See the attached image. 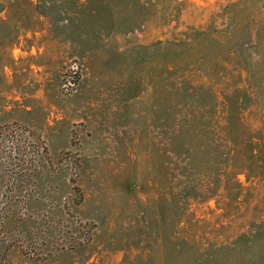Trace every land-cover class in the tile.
<instances>
[{
  "label": "rangeland",
  "instance_id": "rangeland-1",
  "mask_svg": "<svg viewBox=\"0 0 264 264\" xmlns=\"http://www.w3.org/2000/svg\"><path fill=\"white\" fill-rule=\"evenodd\" d=\"M0 264H264V0H0Z\"/></svg>",
  "mask_w": 264,
  "mask_h": 264
}]
</instances>
